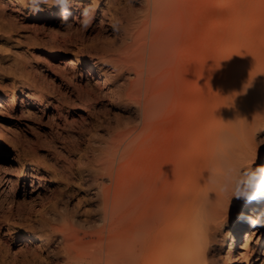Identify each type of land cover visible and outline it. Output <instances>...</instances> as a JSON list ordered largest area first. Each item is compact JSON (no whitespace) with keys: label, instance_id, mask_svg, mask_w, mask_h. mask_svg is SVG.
I'll return each mask as SVG.
<instances>
[{"label":"bare ground","instance_id":"obj_1","mask_svg":"<svg viewBox=\"0 0 264 264\" xmlns=\"http://www.w3.org/2000/svg\"><path fill=\"white\" fill-rule=\"evenodd\" d=\"M190 1L188 36L168 22L182 11H173L179 0L169 9L166 0H127L116 20L118 40L93 46L84 45L85 29L73 15V27L60 21L59 33L63 47L81 45L86 82L75 63L65 61L57 78L26 75L25 87L10 92L0 85V116L17 118L24 93L22 115L40 110L49 116L46 141H68L66 149L88 143L77 172L98 201L95 218L80 222L56 197L39 222L45 237L27 233L23 240L54 245L56 264H219L217 253L228 239L230 264L248 257L258 225L242 215L258 217L264 201L227 199L208 183L207 170L218 153L254 155L253 167L264 165V0ZM52 14L62 17L58 7ZM95 67L115 84L110 94L111 85L91 72ZM106 95L124 112L114 126L97 115L88 128L84 113L96 112ZM63 158L72 179L75 155ZM30 176L31 186L37 179L40 188L41 176ZM8 206L3 216L12 215L13 199Z\"/></svg>","mask_w":264,"mask_h":264},{"label":"rangeland","instance_id":"obj_2","mask_svg":"<svg viewBox=\"0 0 264 264\" xmlns=\"http://www.w3.org/2000/svg\"><path fill=\"white\" fill-rule=\"evenodd\" d=\"M175 1L178 3V0H171V4H169V0H166L168 9L172 3V8L176 6V4L174 5ZM181 2L184 3V8L183 3L178 7ZM73 3L80 7L72 8V18H68L72 22L76 19L73 15H76V23H79L84 6L91 5L94 9L91 24L84 32V45L93 46L101 42L118 40L117 19L127 0H73ZM179 3L176 6L177 9L175 7L173 11H178L180 8L182 11L181 9L180 13L175 11V14L178 13L175 19L173 18L176 21H171L172 18L169 17L168 22L171 24V30L181 35L186 31L188 33H185L184 36H188L191 23L188 12H190L192 2L179 0ZM134 5L136 9L141 7L137 2ZM43 8V11L33 13L25 6L23 0H0V85H5L8 92L12 89L18 90L25 87L26 75L32 74L38 77L42 73H52L57 78V72L63 70L65 61L75 63L79 79L87 81L86 70L89 67L88 63L79 55L81 45L73 44L69 48L63 47L62 35L59 33L62 17L53 16L52 12L56 8L55 6L43 5ZM210 24L211 21L208 22V25ZM178 26L180 29L182 28V31L177 28ZM54 35H57L60 41L53 39ZM91 72L98 73L95 75L96 78L111 85V87L106 86L109 94L115 89V84L108 80L105 69L95 67ZM78 84H80V80ZM72 86H68L70 90ZM19 96L18 117L0 116V264L61 263L60 256L56 255L57 253L54 251V245L50 246L51 244L46 243L45 246L35 238L29 242H23V240L27 233L45 237L46 231H43L39 222L44 218L49 204L56 197L60 199V204L67 206L80 222L91 221L95 218L98 201L95 198H90V193L86 190L83 185L84 181L77 172L81 169L78 157L85 153L88 143L86 140H81L75 148L69 146L70 148L66 149L64 144H68V141L58 139L57 144L46 141L49 116L40 110H36L35 115H22L21 99L25 97V94L20 93ZM112 97L110 95L103 96L96 112L84 113L88 115V124L96 123L97 115H100L102 119L105 118L104 126L108 123L112 126L116 124V118L124 112V108L117 104ZM48 109L46 108V111ZM74 112L83 113L79 107H75ZM104 126L100 132L106 135ZM88 128H90V124ZM38 138L40 142H36ZM262 139L264 144V134ZM62 143L64 144L62 145ZM21 147L25 151H22ZM57 154H60L58 161ZM73 154L76 160L73 169L77 176L74 173L71 179L65 173L63 156L68 157ZM31 173L41 176L40 188L37 187V179H34V187L31 186L33 179L30 176ZM71 185L76 189L71 191L69 189ZM33 188L35 190L32 191ZM11 199L14 200L12 215L3 216ZM24 201H27L25 208L23 207L20 212L19 204ZM242 239L239 238L236 247L241 245ZM230 242L228 239L221 251H218L219 264H230L227 255ZM263 250L264 224H261L255 228V233L250 241L248 257L245 259V256L241 254V260H236V264H264ZM53 251L56 254L53 255ZM239 251L242 253L241 249Z\"/></svg>","mask_w":264,"mask_h":264},{"label":"clouds","instance_id":"obj_3","mask_svg":"<svg viewBox=\"0 0 264 264\" xmlns=\"http://www.w3.org/2000/svg\"><path fill=\"white\" fill-rule=\"evenodd\" d=\"M30 12L43 11V5L58 7L61 11V24L67 28L73 27V22L68 20L71 9L80 7L73 0H23ZM93 7L84 6L79 26L87 29L92 21ZM254 155L235 158L230 155L217 154L207 170V180L214 190L229 200L237 199L245 203H259L264 201V165H255ZM253 226L264 224V213L258 217L243 216Z\"/></svg>","mask_w":264,"mask_h":264}]
</instances>
